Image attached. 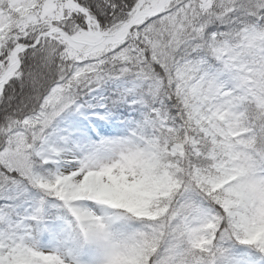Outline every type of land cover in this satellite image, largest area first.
I'll return each instance as SVG.
<instances>
[{
  "label": "snow or ice",
  "instance_id": "6c2138e0",
  "mask_svg": "<svg viewBox=\"0 0 264 264\" xmlns=\"http://www.w3.org/2000/svg\"><path fill=\"white\" fill-rule=\"evenodd\" d=\"M0 264H264V0H0Z\"/></svg>",
  "mask_w": 264,
  "mask_h": 264
}]
</instances>
